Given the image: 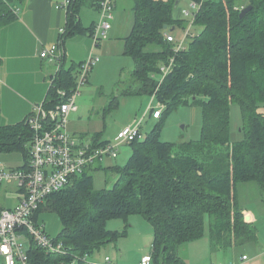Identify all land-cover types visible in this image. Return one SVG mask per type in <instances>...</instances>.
<instances>
[{"label": "trees", "instance_id": "16d2710c", "mask_svg": "<svg viewBox=\"0 0 264 264\" xmlns=\"http://www.w3.org/2000/svg\"><path fill=\"white\" fill-rule=\"evenodd\" d=\"M21 1L0 0V29L15 18L13 6ZM85 1L69 0L62 36L91 34L92 28H82L77 16ZM91 1L98 7L101 0ZM131 1L133 25L124 38L123 54L134 67L122 93L154 96L163 104L161 116L180 105L199 106L200 137L182 143L162 141L159 122L128 143L132 150L127 161L111 167L115 174L111 186L94 187L92 172L102 168L100 161L73 176L34 214L36 221L42 212L57 215L60 229L53 240L64 252L31 243L26 251L31 264H85L81 257L120 234L107 229V220H127L132 214L142 215L153 228L149 264H184L178 247L200 238L206 223L212 251L256 241V226L236 201V185L253 181L264 193V0H190L198 4L195 31L177 52L166 34L186 24L173 17L180 0ZM248 5L250 10L240 16ZM171 58L169 72L157 80L160 67ZM78 67L62 63L43 101L46 107L66 100L75 88ZM234 102L242 115V137L237 140L230 138ZM31 138L25 120L0 126V153L19 152L25 158ZM106 142L96 133L92 146Z\"/></svg>", "mask_w": 264, "mask_h": 264}, {"label": "rangeland", "instance_id": "374dc122", "mask_svg": "<svg viewBox=\"0 0 264 264\" xmlns=\"http://www.w3.org/2000/svg\"><path fill=\"white\" fill-rule=\"evenodd\" d=\"M243 3H246V1H243ZM131 4V0L117 1L120 13H122L124 6ZM182 9L188 10L190 14L184 16L181 13ZM127 10V14L130 16L129 23L127 24L124 20L121 24L125 25L124 28L129 33L133 25V17L130 15V10L128 8ZM196 11L197 8L193 7L189 0H180L177 3L173 10V17L181 18L186 22L185 26L178 25L172 31L177 41L185 37L187 27L193 19L191 13L193 14ZM190 27L191 31L194 32L193 24ZM108 37L109 34L106 38H102L100 48L96 46L91 51V55L98 56L99 61L90 70L87 81L78 88L79 94L75 100L78 110L67 115V130H74L75 133L87 132L83 136L78 134L80 140L77 139L79 141L86 135H95L94 133H101L102 138L113 141L119 128L121 130L125 126L134 125V121L144 115L145 109H148L150 104H153V106L157 104L155 97L152 95H125L122 93L129 83V69L132 68L133 62L129 56L123 55V43H117L116 41L113 46H109ZM89 51L86 47L80 49V53L86 55ZM65 67L68 66L65 65ZM161 78L162 74L157 73L156 79L160 80ZM114 98L116 101H114ZM110 99L113 100L112 103H110ZM108 104H110V108L105 110L109 106ZM91 107L93 108L92 112H89ZM159 122L161 123L159 136L162 141L172 143L194 141L200 137L201 108L194 104L180 105L167 114H163L158 120L147 116V120L141 124L143 134L149 133ZM241 123L240 106L234 102L230 105V138L232 140L241 139ZM131 150V146L124 143L118 147L117 158L104 157L102 168L92 172L95 188L101 189L111 186L115 179L111 167L124 164L127 157L130 156ZM22 158L23 156L19 152H12V154L0 153V164L15 167L21 164ZM15 184V181L7 183V190L14 188ZM1 190L3 189L0 187ZM3 197L1 194L0 201L4 205L6 202ZM236 201L246 213L247 219L251 220L256 226V241L222 250V253L212 251L206 223L204 234L200 238L178 247L177 255L184 264H243L242 254L249 258V260L247 259L249 264L260 263L261 259L259 258H262L263 254L261 252L264 248V193L253 181L237 183ZM12 203L8 202L10 205ZM38 222L44 225L45 231L50 237H55L59 232V219L53 212H42L38 217ZM106 227L108 230L120 234L116 239L105 243L99 249H95L89 256L88 261L99 264L105 256H108L111 264H138L143 254L152 253L153 228L142 215L132 214L127 217V220L121 217L110 218L106 222ZM20 242L23 244L25 251L30 248L29 238L26 240L23 237ZM0 260H2L1 256Z\"/></svg>", "mask_w": 264, "mask_h": 264}, {"label": "built area", "instance_id": "2783aa9c", "mask_svg": "<svg viewBox=\"0 0 264 264\" xmlns=\"http://www.w3.org/2000/svg\"><path fill=\"white\" fill-rule=\"evenodd\" d=\"M69 0H65L59 7L67 9ZM193 7L198 4L192 2ZM115 0H101L98 6L99 20L93 25L91 38L94 43L106 38L111 28V21L114 17ZM16 13L17 9H13ZM184 16L190 14L188 10H181ZM194 19L195 13H191ZM193 19L190 22L193 23ZM188 25L185 37L177 41L172 33L166 34V40L173 43L174 52L185 48L188 36H192L191 25ZM62 35L65 28H61ZM59 43L44 47L39 56L55 62L56 71L50 77L51 86L56 72L63 63V54L60 51ZM99 61L98 56H87L85 60L78 63L79 67L75 77V88L66 97L64 102L55 104L53 107H46L44 102L35 104L30 113L26 116L25 123L32 131V138L29 143L27 157L21 159V164L16 167H5L0 164V187L8 188L7 183L15 181V187L5 190V196L14 195V202L11 205L2 204L0 201V264H31L28 261L26 251L23 249L21 238L30 240L31 243L46 251L63 253L61 243H55L45 231L44 225L34 219V214L45 199L55 192L67 186L73 176L80 175L90 165L97 161H103L104 157L117 158L118 147L121 144H128L133 139H141L144 134L141 124L145 115L134 121V125H128L119 130L113 141L106 142L102 146H92L88 142L79 141L67 130V115L77 109L76 97L79 94V86L87 81V76L92 67ZM173 58L160 67L162 78L169 72ZM161 78V79H162ZM61 96L65 91L58 89ZM161 107L150 104V110L154 118L161 116ZM26 237H25V234ZM89 256L85 254L81 260L85 264H94L88 261ZM248 257L244 254L241 260L246 261ZM150 255L141 257L138 264H149ZM74 264V262L72 263ZM99 264H111L109 257L105 256ZM213 264V263H210Z\"/></svg>", "mask_w": 264, "mask_h": 264}, {"label": "crops", "instance_id": "0c3cea01", "mask_svg": "<svg viewBox=\"0 0 264 264\" xmlns=\"http://www.w3.org/2000/svg\"><path fill=\"white\" fill-rule=\"evenodd\" d=\"M64 1L22 0L13 6V9H17V12L14 13L15 18L2 25L0 29V126L15 124L24 120L35 104L45 100L49 88V80L56 71V65L54 61L39 56L40 51L44 47L59 43L60 51L63 54V64L66 66L77 65L91 54L94 47L100 48L102 39L94 43L89 31L76 33L69 37L62 36L60 29L66 26L67 11L59 6ZM117 1L115 0L114 17L111 21L110 33L108 32L109 46H113L116 41L117 43L122 42L124 45V38L129 33L121 22L125 20L127 24L129 23L130 16L127 14V8L133 17L132 4L124 6L122 13H120ZM192 2L190 1L191 4ZM125 3L127 5V1ZM98 10L96 2L91 0L85 1L80 6L77 16L82 28H92L98 22ZM63 39L64 42L62 43ZM81 47L88 48L90 50L89 53L87 55L80 53ZM133 67L134 64H132L129 72L133 70ZM92 109L91 107L89 112H92ZM77 110L78 107L71 113ZM144 115L143 122L147 120V116L159 119L154 118L148 109H145ZM68 131L76 138H78V134L82 136L87 134V132L75 133L74 130ZM86 136L82 137L81 141L92 145L94 135ZM105 140L107 139L101 137V141ZM102 162H100L101 166ZM3 166L5 165L3 164ZM7 189L1 190L0 195L4 196L3 199L6 205H10L8 202H14L15 199L13 193L9 197L5 196L4 193ZM222 250L220 249L219 253H222ZM262 250L261 253L263 255L261 256L262 258H259L261 259L259 264H264V248ZM145 255L148 254H143L141 257ZM248 260L242 261V263L244 264Z\"/></svg>", "mask_w": 264, "mask_h": 264}, {"label": "water", "instance_id": "95a60500", "mask_svg": "<svg viewBox=\"0 0 264 264\" xmlns=\"http://www.w3.org/2000/svg\"><path fill=\"white\" fill-rule=\"evenodd\" d=\"M177 3H178V2H176V4H177ZM250 8H251L250 5L243 7V8L240 10V16H243L245 13H247V12L250 10ZM164 27L166 28V26H164ZM169 30L172 31L173 28L171 27ZM246 218H248V217L246 216Z\"/></svg>", "mask_w": 264, "mask_h": 264}]
</instances>
